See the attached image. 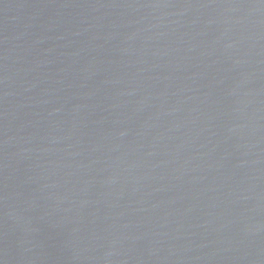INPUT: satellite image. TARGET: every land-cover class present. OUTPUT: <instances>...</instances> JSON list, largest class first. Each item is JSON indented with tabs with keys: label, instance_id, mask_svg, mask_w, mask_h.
I'll use <instances>...</instances> for the list:
<instances>
[{
	"label": "water",
	"instance_id": "95a60500",
	"mask_svg": "<svg viewBox=\"0 0 264 264\" xmlns=\"http://www.w3.org/2000/svg\"><path fill=\"white\" fill-rule=\"evenodd\" d=\"M0 264H264V0H0Z\"/></svg>",
	"mask_w": 264,
	"mask_h": 264
}]
</instances>
